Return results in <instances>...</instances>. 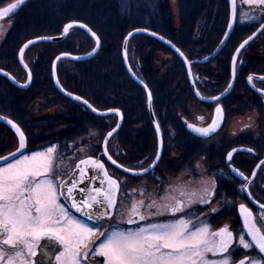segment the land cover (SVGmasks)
Returning <instances> with one entry per match:
<instances>
[{
	"label": "trees",
	"instance_id": "1",
	"mask_svg": "<svg viewBox=\"0 0 264 264\" xmlns=\"http://www.w3.org/2000/svg\"><path fill=\"white\" fill-rule=\"evenodd\" d=\"M11 1L0 0V7ZM180 3L183 17L178 30L167 0H126V3L122 0H30L13 16V28L0 45V68L17 80L25 81L27 75L18 61V52L27 40L59 35L70 22L87 24L101 39L100 52L83 61L62 59L58 64L59 81L67 91L83 97L98 110L116 108L122 111V126L110 138L115 142L113 157L132 168L149 164L157 151V135L149 115L146 91L130 76L124 65L122 50L127 33L136 28H147L172 41L191 61L199 92L214 96L223 92L230 82L231 60L236 48L260 25L259 19L242 20L238 5L237 21L228 42L213 59L200 62L218 48L227 32L229 0H180ZM254 10L251 9L252 12ZM197 23L204 27L199 37L197 31L194 32ZM72 32L74 30L62 41L41 42L26 51L25 61L33 74L28 88H19L0 75V115L21 127L27 137L29 151L55 142L58 148L76 146L83 148V152L86 148L101 151L99 142H103L107 132L118 121L117 114L96 115L56 88L52 76L56 56L64 52L81 54L88 51V45L91 46L92 38L85 31L77 28L76 38ZM253 45L255 40L241 52L233 90L221 99L227 117L229 110L239 109L238 100L242 102L241 107L245 105L250 110L255 107L258 93L248 85L247 77L252 73L264 74V54H255ZM128 54L131 67L153 96V108L164 140L165 156L163 154L157 165L167 171L162 174L172 172L176 164L184 166L189 158L211 157L207 139L186 126L190 110L197 103L206 102L195 96L183 60L162 41L146 35L130 39ZM160 54L167 55L168 59L158 66ZM229 104L236 106L228 108ZM51 108L55 109V114L35 120L31 117L33 111ZM14 138L13 131L0 121V156L13 150L17 144ZM167 149L176 152L168 160L165 158ZM104 159L108 164L105 156ZM129 177L133 180L143 178Z\"/></svg>",
	"mask_w": 264,
	"mask_h": 264
},
{
	"label": "snow or ice",
	"instance_id": "2",
	"mask_svg": "<svg viewBox=\"0 0 264 264\" xmlns=\"http://www.w3.org/2000/svg\"><path fill=\"white\" fill-rule=\"evenodd\" d=\"M122 2L126 3V0ZM231 2L235 20V0ZM245 2L264 6V0H245ZM21 3L23 0H17L16 4L9 5L6 11L12 12ZM261 10L264 11V7ZM3 15L4 11H0V16ZM247 18L249 21L260 19L256 16ZM68 27L70 25L65 27V32L68 31ZM84 27L87 28L86 25ZM260 28H264V21L261 22ZM91 35L95 37L96 34L92 32ZM251 39V36L248 37L240 48ZM28 78L31 79L30 73ZM252 79V76L248 77L250 83ZM227 91L226 89L221 95L227 94ZM261 94L264 95V91H261ZM76 99L81 98L76 97ZM211 99L219 101V97ZM84 103L87 104V101ZM0 119L19 134L17 152L25 149L26 138L20 127L7 117ZM223 119V109L218 106L216 118L208 127L191 124L187 126L193 132L209 137L218 128V121L223 123ZM108 135L111 136L112 132ZM235 151L237 150L233 149L227 154L228 161H231L232 153ZM248 151L252 150L248 149ZM11 155L13 159L6 160L5 164L0 166V264H51L53 259L57 264H84L90 253L104 257L103 264H237L233 260L234 245L242 246L243 249H256L259 255L252 258L250 264H264V230L256 226L250 209L243 204L239 206L243 228L251 237L249 242L245 239L243 230L236 237L227 226L212 230L204 221L197 220L193 223L192 214L185 212V208L194 202L193 197L197 196V193H186L184 190H178L179 196H187V202L171 194L162 196L159 203L155 199L149 200L146 205L144 199L132 201L131 207L125 209L128 219L116 220L108 229L100 233L104 239L99 245L95 249H90L89 243L100 230V224L105 217H111L113 210L117 208V193L121 190L120 182L108 174L103 161L91 157L80 160L76 164L78 172L65 182L59 178L60 169L55 163L57 160L55 145L42 152L22 153L18 158L16 153ZM108 159L112 160V157L108 156ZM159 160L158 152L147 168L140 167L136 172H133V169H125V171L133 172L135 176L147 174L150 170L154 173ZM112 163L115 161L113 160ZM81 165L85 168H81ZM89 168L91 170L89 180L99 179L100 183L95 187L90 183L86 188H79L81 196L77 198L73 195V190L83 182L82 178L87 175ZM232 170L242 179H248L238 169ZM247 187V184L242 183L240 191L244 192ZM125 191L127 192V189ZM209 194L208 189H204L199 196V203L207 204L208 201L204 196ZM61 198L70 202L71 207L82 213L87 220H95L96 223L90 225L72 216L68 208L61 203ZM141 208H146L147 214L141 212ZM212 211L215 212L216 209ZM177 213L183 215L177 216ZM165 214L170 215L164 220L149 219ZM260 215L264 219V205L260 206ZM137 221H145V223L139 224ZM121 223L136 224V227L123 228ZM41 240H46L47 243L41 245L39 243ZM55 244L62 246V250L57 249ZM210 253L212 258H209ZM239 264H243V261Z\"/></svg>",
	"mask_w": 264,
	"mask_h": 264
},
{
	"label": "rangeland",
	"instance_id": "3",
	"mask_svg": "<svg viewBox=\"0 0 264 264\" xmlns=\"http://www.w3.org/2000/svg\"><path fill=\"white\" fill-rule=\"evenodd\" d=\"M14 1L15 0L11 1L10 3L14 2ZM29 1L30 0H27L23 4H25L26 2H29ZM237 1L239 2V3H237V6L238 5L240 6L239 8H240L241 19L242 20H246V22H249V20L247 18L248 16H256L257 17V12H255V11H257V8L260 7V6L247 4L245 2V0H237ZM167 2L169 4V9L171 11L172 20H173V22L175 24L176 29L179 30V28L181 26V20H182V17H183V8L181 6L180 0H167ZM10 3H7L6 5H8ZM23 4H21L16 9H14L10 13V15H7V16H4V17L0 18V45L5 40L6 36L9 34V31L13 28V23H14V19H15V18H13V16H15V14L20 10V8L23 7ZM6 5H4V6H6ZM251 9H255V10L252 12ZM74 22H80V21H74ZM80 23H83V22H80ZM85 25H87V24H85ZM228 27H229V23H228ZM77 28L78 29H82L80 27H74V28L70 29L68 35H70V32L72 30H74V32H72L73 33L72 35L75 34V38H76V36H77L76 29ZM136 29H145V30L152 31V30L147 29V28H136ZM136 29H133V30H136ZM133 30H131L130 32H132ZM195 30L197 31V36L198 35L200 36L202 31L204 30V27L202 25L199 26L198 23H197V26L194 29V32H196ZM83 31H85V30H83ZM130 32L127 33L126 37L128 36V34ZM152 32H155V31H152ZM155 33H157V32H155ZM157 34H159V33H157ZM68 35H67V37H69ZM136 35L151 36V35L146 34L144 32H140V33L133 34L130 39H132ZM159 35H161V34H159ZM89 36L92 38V42H91V46L88 45V51H83V53H81V54H74V55H84V54H88V53H90V52H92L94 50V48L96 47V41L91 35H89ZM151 37H153V36H151ZM99 39H100V37H99ZM100 41H101V39H100ZM227 42H228V40H227ZM128 45H129V43H128ZM253 46H254L253 49H255L256 45H253ZM100 49H101V45H100L99 50L97 51V53L93 57H95L100 52ZM70 54H72V53H70ZM255 54L258 55L259 53L255 52ZM91 58H88V59H91ZM213 58H211V59H213ZM167 59H168L167 55L160 54L158 56V66H161V64L164 63ZM211 59H209L208 61H210ZM123 60H124V58H123ZM128 60H129V63H130L129 54H128ZM60 61H59V63H60ZM200 62H202V60H200ZM205 62H207V61H205ZM124 65H125V63H124ZM130 65H131V63H130ZM125 67H126V65H125ZM259 67L263 68L261 66H259ZM126 70H127V68H126ZM57 72H58V67H57ZM24 78H25L24 80H26L27 77H24ZM253 83H254L255 86H257L259 88H260V86H264V80H255V82H253ZM204 96H206V95H204ZM220 102H221V100L218 101L217 103H214V104L213 103L209 104V102H206V104H198L197 103L195 105V107L190 110L191 111V113H190L191 119H186V126L191 124V125H195L197 127H208L212 123V121H213V119L215 117V109L217 107L216 105L222 106ZM237 104L240 105L239 109H237V110H229L230 113L228 115L227 122L224 125V128L226 130L223 129V131H227L228 133L233 134V135L240 133V131L242 130V128L245 127V125H252L255 128H257V126H258L257 125L258 114L255 111L256 109L253 108L252 110H250L249 108H245V105H244V107H241L242 102L240 100L237 101ZM234 106H236V105L231 104V106H230V104H229L228 108H233ZM35 107L33 108V110H35ZM40 111H41V112H39L40 115L44 114L42 117H46L48 115H53L56 112L54 108L45 109V110L41 109ZM35 114L36 113H34V111H33L32 116H35ZM220 131H221V128L215 132V134H216L215 138L213 137L214 138L213 142H215L214 146H217V145L219 146V143L221 142V139H220L219 135H217V133H219ZM212 135H210V137ZM200 137H202V136H200ZM210 137H208V138H210ZM15 140H17L16 136L14 138V141ZM99 143H100V145L102 144L101 142H99ZM114 144H115L114 141H109V143H108V150L109 151H110L111 148L114 147ZM15 146H14V150L16 149ZM51 146L52 145H47L45 148L31 150L29 153H25V154H30L33 151H41L42 152L46 148L51 147ZM156 152L157 151H155L153 153V155L151 156L150 163H152V161L154 160V157L156 156ZM83 153H86V156L83 155V157H85L84 159H87V158L91 157V158H93L95 160L103 161V163L105 165V169L107 170V172H108V170H110V172L113 173L114 176L110 175L109 173L108 174L110 176H112L113 178L117 179L120 182V185H121V182L125 184V185H123V184L121 185V190H120V192L117 193V201H119V204L117 205V208L115 209V215L119 218L120 221H123V220L125 221L126 218L128 217V213L125 211V209L131 207L132 201L144 199L145 205H146L149 202V200L155 199L159 203V202H161L160 198L162 196H165V195H168V194L180 197L178 190H184L186 193H192V192L197 193V196L193 197V201H194L193 203H196V206H194V208H192V209H190L188 211V212H190L192 214L193 223H195V222H197V220H199V221H204V222L208 223L212 230H218V229H220V228H222L224 226H227L228 229L230 230L231 223H232L231 221H233V220L235 221L234 215L233 214H229V211L227 213H224V215L222 213H220L219 215L212 216L210 218H208L206 216H203L202 214L198 213V212L204 213V212H207L210 209L211 210L218 209L221 205H223L221 203V199L222 198L218 197V198H216V200H213V201L210 202V206L208 205L209 207L207 209L200 206V205H203V204L199 203V196L203 193L204 189H208V191L210 193L209 195H205L204 199L209 200V199H212L211 196L215 197L214 189L216 188L215 187L216 186V181H215V177L213 176L214 174H212L213 172L211 173V175H208L209 174L208 173L209 172L208 169H209L210 162L207 160L206 156L202 155L200 157L197 156L196 158H189L187 164H184V166L176 164V166H174L172 168L173 169L172 172H169L167 174H162V172H167V171H164V169H162V168L159 169V167H157L156 173H154L155 175H152V173H151L150 176L146 175V176H144L143 178H141L139 180H133L130 177L125 176L124 174H120V172L115 170L116 168L114 169L113 166H111L109 163L107 164L106 160L104 159L103 149L101 151H96L95 153H91L90 151L83 152ZM165 153H168V156L166 154V157H165L167 160L171 159V157H174L175 154H176V152L173 149H167ZM163 154H162L161 157H163ZM164 156H165V154H164ZM178 162H180V161H178ZM197 165H199V166H197ZM73 169H74L73 174L75 172H78V169H76V165L74 166ZM90 175H91V170L89 169L88 173H87V176L84 177V181L87 179L88 180L87 181L88 184H86L84 182L85 184L79 186V188H86L90 183H91V185L93 187L99 185V183H100L99 179H96L95 183H94L93 180L92 181L89 180L88 177ZM159 176H161L160 179H159ZM125 189L129 190V193H127L126 196L124 194L126 192ZM141 190H143V195H141ZM181 198H187V196H183ZM237 202H238L237 204H239V205H237L235 203V208H236V206L238 208L241 204L245 205L241 200H237ZM141 212H143L144 214H147V209L146 208H141ZM192 212H197L198 214L194 215ZM119 213H123L124 216L123 215H119ZM169 215L170 214H165L164 216L167 219ZM176 215L180 216V215H183V214L182 213H178ZM154 218H156V217H149V219H151V220H156ZM138 223L139 224H143V223H145V221H140ZM131 227H136V225H132V226L129 225L127 228H131ZM123 228H125V227L123 226ZM246 254L249 255V253H246ZM256 254L255 253L251 254L252 258L257 257L259 255L258 254L256 256ZM246 257L247 256H244L241 261H243V264H250V261L252 259L251 256H248L247 259H245ZM209 258H212L211 253L209 254Z\"/></svg>",
	"mask_w": 264,
	"mask_h": 264
},
{
	"label": "flooded vegetation",
	"instance_id": "4",
	"mask_svg": "<svg viewBox=\"0 0 264 264\" xmlns=\"http://www.w3.org/2000/svg\"><path fill=\"white\" fill-rule=\"evenodd\" d=\"M261 8H262V6L258 7L257 11H256L257 17L260 18L258 20V21H260V24L262 21H264V11H262ZM254 40H255V45H256L255 52H258L259 53L258 55H261L262 52L264 53V29L259 33V35ZM25 81H23V82H25ZM254 82H255V80H254ZM260 88L264 90V86H260ZM257 93L258 94L256 95V100H255L256 103H255V107H254V109H256L255 110L256 113L258 114V117H257V125L258 126H257V128H255L252 125H248V127L242 128L240 133L234 134V135L228 133L227 131H223V129H225L224 125L227 122L228 117L226 115V111L223 109L222 106H220V107H222V109L224 111V123H223V126L221 127V131L219 133H217V135H219V137L221 139L219 146L218 145L214 146L215 142H213V139L215 138V135H216L215 133L211 137L209 136L210 138L206 137L207 148L209 149L208 154H212L214 156L213 159H211V157H213L212 155H211V157L209 155H207L206 158L210 162L209 169H208V171H209L208 175H211V173L213 172L212 174H214L213 176L215 177V181H216V186H215L216 188L214 189L215 197L211 196L212 199L207 200L208 201L207 204H203L200 206L207 209L210 206V202L213 200H216V198H218V197L222 198L221 203L223 205H221L218 209H216L215 212H213L211 209H210L211 211L208 210L207 212H204V213L198 212L199 214H202L203 216L210 218L212 216H217L220 213H222L224 215V213H227L229 211V214H233L234 219H235V221L234 220L231 221L232 223H231L230 231H232L234 233V235L236 237H238L239 234L241 233V231L243 230L245 233V239L248 240L249 242L251 241V237L247 235V230L245 228H243V218L239 213V207L237 208V206H236V208H235V203L237 204L238 203L237 200H241L245 204V206L248 209H250L251 212L253 213L256 226L258 228H261L262 230H264V219H262V217L260 215V207L255 205L250 199V197H251L256 202L264 205V163H262V161H264V95H262L260 92H257ZM214 103H217V102H213V104ZM216 106L218 107L219 105H216ZM39 112H41V111L40 110L34 111V113H36V114H35V116H32L33 113H31V117H33L34 120L42 118V116L44 114L40 115ZM215 113H216V109H215ZM227 114H228V112H227ZM189 119H191V117ZM14 135H15V133H14ZM48 135H50V134H48ZM109 141H110V139H109ZM109 141H108V143H109ZM53 145L56 146V150H57L56 151L57 160L55 163L60 169V177L59 178L62 181L68 182L73 175L74 166L76 164H78L80 160L85 158V157H83V153H82L83 148H77L76 146L69 147V148H58L57 142H55ZM17 147H18V139H17L16 149H17ZM233 149H236L237 151L232 153V159H231V161H228L227 154L229 152H232ZM248 149H251L252 151L250 152V151H248ZM13 150H14V148H13ZM13 150H11V151H13ZM11 151H9V152H11ZM84 151L85 152L90 151L91 153L96 152L93 150H89V148L84 149ZM29 152L30 151L27 149L23 154L29 153ZM110 152L111 151H109V153ZM110 154L112 155V157H113V155H115V150L113 148H112V152ZM149 164H145L143 166H142V164L136 165L135 168H132L129 166H126V167L131 168V169H135V170H139L140 167L146 168L149 166ZM258 165H260V166H259L257 172L254 174V171ZM0 166H2V165H0ZM112 166L115 169V166L114 165H112ZM81 167L84 168L85 166L81 165ZM156 167H155V169H156ZM233 168L238 169L240 172L244 173V176L247 177L248 179L244 180L241 177L237 176L236 173L232 170ZM117 169L118 168L116 167L115 170H117ZM118 170L120 171V174H124V175L126 174L125 172L121 171L120 169H118ZM108 173L110 175L114 176V174L111 173L110 170H108ZM221 173H223V174L221 175ZM127 175L134 176L131 174H127ZM127 175H125V176H127ZM152 175H155V174L152 173ZM85 176H87V175H85ZM144 176H146V175H140V177H144ZM84 177L82 178L83 184L79 183L78 187L73 190V195L76 196L77 198H79L81 196V193L79 192V186L84 185L85 183L88 184V182H87L88 180L86 179L84 181ZM160 177L161 176H159V179H160ZM78 179H80V178L78 177ZM93 181L95 183L96 180H93ZM242 183L248 185V187H247L248 194L246 193V190L244 192L240 191V185ZM122 184L125 185L124 183L121 182V185ZM127 193H129V190H127V192L124 193L125 196ZM249 193H250V195H249ZM178 198L185 200V202H187V198H181V197H178ZM61 203H63L65 205V207L68 208L69 213L72 216H75L79 219H82V220H84V222H86L90 225H94L96 223L95 220H92V221L87 220V218L84 217L82 215V213L77 212L76 209L71 207L70 202L63 200V198H61ZM118 204H119V201H117V205ZM237 205H239V204H237ZM194 206H196V203H192L190 206H187L185 208V212L186 211L188 212L190 209L194 208ZM192 213L194 215L198 214L197 212H192ZM127 219H128V217L126 218V220ZM154 219L163 220V219H166V217L160 216V217H156ZM116 220H119V218L115 215V209H114L112 216L104 218V220L100 224V230L92 237V240L89 243L90 249H95L99 245V243L104 239V237L100 233L104 232L106 229H108L109 226L111 224H113ZM137 222H140V221H137ZM122 225L125 228H127L129 226V224H127V223H121V227H123ZM132 225H136V224H132ZM43 241L44 240H41L39 243L41 245L42 244L44 245L45 243H47L46 240H45V243H43ZM53 243H55V242H53ZM55 247L57 249L62 250V246H60L59 244H55ZM233 248L235 249V252L233 255V260H235L237 262V264H239V262L243 259L244 256H247V257L251 256V258H252L251 254H254V253L256 254L258 252L254 248L243 249L242 246L237 247L236 245H234ZM246 253H249V255ZM257 255H258V253L256 254V256ZM103 261H104V257L99 256V255H92L90 253L87 257V260L84 262V264H103ZM51 264H57V262L53 259L51 261Z\"/></svg>",
	"mask_w": 264,
	"mask_h": 264
},
{
	"label": "water",
	"instance_id": "5",
	"mask_svg": "<svg viewBox=\"0 0 264 264\" xmlns=\"http://www.w3.org/2000/svg\"><path fill=\"white\" fill-rule=\"evenodd\" d=\"M27 1V0H23V3ZM17 0H15L14 2L6 5V6H3V7H0V11H4V15L3 16H0V18L4 17V16H7V15H10L11 12H8L6 11L9 7V5H13V4H16ZM21 3V4H23ZM229 3H230V22H229V27L227 29V32L222 40V42L220 43V45L218 46V48L212 53V55L208 56V57H205L204 59H202V61H208L209 59L213 58L214 56H216L220 51L221 49L226 45V42L227 40L229 39V36L230 34L232 33L233 31V28L235 26V23L237 21V12H238V6H237V0H235V8H236V18L235 20L233 19V4L231 2V0H229ZM21 4L17 5L20 6ZM16 7V8H17ZM15 8V9H16ZM14 10V9H13ZM12 10V11H13ZM68 27V31L65 32L64 29L66 26H69ZM85 24L84 23H80V22H71V23H68L64 26L63 28V31L61 34L59 35H55V36H41V37H37V38H33V39H29L27 40L22 46L21 48L19 49V52H18V61L21 65V67L24 69V71L26 72V75H27V79L25 82H21L19 80H17L14 75H12L10 72H8L7 70L3 69V68H0V75L6 77L12 84H14L15 86L19 87V88H28L31 83H32V78H33V74H32V71L30 69V67L27 65L26 61H25V52L33 45L35 44H38V43H41V42H58V41H62L64 40L70 29L74 28V27H80L82 28L83 30H85L89 35H91V33L93 32L91 28H89L87 25V28L84 27ZM89 29L91 31H89ZM259 29V30H258ZM264 28H260V26L253 32L255 33V35H253V33L251 35H249L248 37H252L251 40L248 41V43L243 47V48H240V45L248 39V37L246 39H244L239 45L238 47L236 48L233 56H232V60H231V79H230V82L227 86V94L225 95H221L222 93L225 92V90L215 96H204L202 94L199 93L198 91V88H197V85H196V81H195V77H194V74H193V70H192V67H191V62L189 61V59L186 57V55L170 40H168L167 38L163 37L162 35H159L155 32H152V31H149V30H146L145 29H136V30H133L132 32H130L132 35L135 34V33H140V32H144L146 34H149L155 38H157L158 40L162 41L164 44H166L168 47H170V49H172L176 54H178V56L183 60L184 64H185V67H186V71H187V74H188V78H189V82H190V85H191V88L195 94V96L203 101V102H210V103H213V102H217L213 99H211L212 97H219V101L221 99H223L224 97H226L228 94H230V92L233 90V87L235 85V81H236V66H237V60L241 54V52L243 51V49H245L258 35L259 33L263 30ZM153 33H155V35H153ZM96 34V33H95ZM132 35H129L125 38L124 40V43H123V58H124V63L126 65V68L130 74V76L138 83L140 84L144 90L146 91V94H147V98H148V109H149V115H150V118H151V121L153 123V126H154V129L156 131V135H157V153L159 152L160 154V159H161V156L163 154V149H164V142H163V134H162V130H161V127L159 125V122L157 120V117L155 115V112H154V108H153V96H152V93L149 89V87L145 84V82L139 78V76L133 71L130 63H129V60H128V43H129V40L131 38ZM92 36V35H91ZM93 37V36H92ZM161 37H163V39H161ZM96 41V47L94 48V50L88 54H84V55H74V54H70V53H61L59 55L56 56V58L54 59L53 61V64H52V76H53V81H54V84L56 86V88L61 92L63 93L65 96L69 97V98H72L74 100H77L76 97H80L81 99L77 100L79 102H81L82 104H84L85 106H87L93 113H95L96 115H99V116H107V115H110V114H117L118 115V121H117V124L115 125V127H113L110 131L107 132V134L105 135L104 139H103V142H102V149H103V155L106 157V159L112 164L114 165L115 167H117L118 169H120L121 171L127 173V174H131V175H134L133 172H136V171H139V170H135L133 169V172H127L125 171V169H131V168H128L126 166L123 165V167H121L122 164H120L119 162H117L112 156L111 154L109 153V150H108V141L109 139L120 129V127L122 126V123H123V114H122V111L118 110V109H108V110H98L96 109L95 107H93L86 99H84L83 97L79 96V95H76V94H73L69 91H67L63 86L62 84L60 83L59 81V78H58V73H57V67H58V63L61 59L63 58H68V59H72V60H85V59H88V58H91L93 57L97 51L99 50L100 48V45H101V41L98 37V35L96 34L95 37H93ZM98 38V40H97ZM31 42V43H29ZM170 42V43H169ZM239 48V51L237 52V49ZM21 50H23L21 52ZM59 58V59H57ZM29 73L31 75V79L29 80ZM249 76H252L253 79L251 81V83L249 82L248 80V77ZM248 77H247V83L248 85L255 91L257 92H260L261 91H264L263 89L257 87L254 85V80H264V74H256V73H252L250 74ZM229 85H231V87L229 88ZM69 93H71V95H69ZM84 101H87V104L84 103ZM220 107V106H219ZM110 110H118V111H110ZM223 116H224V111H223ZM0 117H6L4 115H0ZM216 118V113H215V117ZM8 120L10 121H13L12 119L8 118ZM0 121L4 122L5 124H7L3 119H0ZM16 125H18L15 121H13ZM223 123H224V119H223ZM223 123H220L218 121V128L216 129L219 130L222 126H223ZM8 127L15 133L17 139H18V147L17 149L19 148V134L15 132V129L12 128L9 124H7ZM117 125H119V127H117ZM19 126V125H18ZM20 127V126H19ZM21 129V127H20ZM113 129H115V131H113ZM190 129V128H189ZM22 130V129H21ZM191 130V129H190ZM23 131V130H22ZM192 131V130H191ZM215 131V132H216ZM109 132H112V135L109 136L108 133ZM193 132V131H192ZM214 132V133H215ZM24 133V131H23ZM195 133V132H194ZM197 134V133H196ZM25 135V133H24ZM199 135V134H197ZM212 135V134H211ZM201 136V135H199ZM204 137V136H202ZM25 138H26V147L25 149L21 150L20 152H17V149L3 155V156H0V165H3L5 164V161H11L13 159L12 157V153H16V157L20 156L22 153H24L26 150H27V137L25 135ZM105 140L107 141V143L105 144ZM105 148H107V154H105ZM156 153V154H157ZM108 156H111L112 157V160H109L108 159ZM156 157V156H155ZM155 159V158H154ZM115 161V163H112V161ZM160 161V160H159ZM159 161L157 162V165L159 163ZM156 165V166H157ZM260 165H258L254 171V174L257 172L258 168H259ZM147 168V167H146ZM151 171V170H150ZM149 171V172H150ZM148 172V173H149ZM253 174V175H254ZM144 175V174H143ZM135 176V175H134ZM246 193L248 194L247 192V189H246ZM250 197V196H249ZM251 201L257 205L258 207H260L261 205L263 204H260L258 202H256L253 198H251ZM43 243H45V240L43 241ZM43 245V244H42Z\"/></svg>",
	"mask_w": 264,
	"mask_h": 264
},
{
	"label": "bare ground",
	"instance_id": "6",
	"mask_svg": "<svg viewBox=\"0 0 264 264\" xmlns=\"http://www.w3.org/2000/svg\"><path fill=\"white\" fill-rule=\"evenodd\" d=\"M204 138H206V137H204ZM163 142H164V140H163ZM163 151H164V149H163ZM114 158V157H113ZM155 158V157H154ZM162 158V157H161ZM115 159V158H114ZM116 160V159H115ZM161 160V159H160ZM117 161V160H116ZM109 162V161H108ZM118 162V161H117ZM110 163V162H109ZM121 164V163H120ZM116 168V167H115ZM149 173H153L152 171H150ZM148 174V173H147ZM144 175H146V174H144Z\"/></svg>",
	"mask_w": 264,
	"mask_h": 264
}]
</instances>
